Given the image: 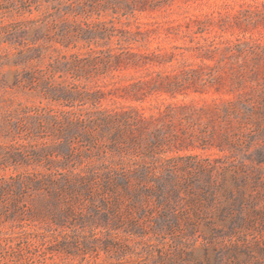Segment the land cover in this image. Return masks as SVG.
Segmentation results:
<instances>
[{
    "label": "trees",
    "instance_id": "obj_1",
    "mask_svg": "<svg viewBox=\"0 0 264 264\" xmlns=\"http://www.w3.org/2000/svg\"><path fill=\"white\" fill-rule=\"evenodd\" d=\"M170 1L0 0V44L17 45L15 63L48 60L45 68L35 62L17 72L13 85L50 104L9 105L0 115V170L18 171L0 175V250L11 253V264H47L53 256L92 259L66 264H132L125 260L131 254L143 257L135 264H237L238 248L251 255L243 238L229 245L216 238L224 228L236 232L246 219H264V207L244 188L249 174L235 159L226 163L178 151L196 143L208 147V137L223 150L250 125L264 124V72L253 78L264 71V45L226 47L251 61L248 78H230L235 90L249 82L250 92L205 107L212 115L208 123L197 121L185 105H165L162 123L136 107L106 108L104 92L94 87L117 65L135 67L144 57L131 50L138 38L117 24ZM239 13L251 24L261 14L258 8ZM195 79L189 71L152 89L175 91ZM198 79L205 84L212 78L209 73ZM137 87L132 84L130 94ZM213 120L222 129L210 130ZM262 148L255 151L257 165L264 163ZM38 253L44 261L35 260Z\"/></svg>",
    "mask_w": 264,
    "mask_h": 264
},
{
    "label": "rangeland",
    "instance_id": "obj_2",
    "mask_svg": "<svg viewBox=\"0 0 264 264\" xmlns=\"http://www.w3.org/2000/svg\"><path fill=\"white\" fill-rule=\"evenodd\" d=\"M245 8L259 9L261 14L256 24L242 19L239 11ZM220 16L226 20H220ZM117 27L129 30L138 38L137 42L131 44V50L144 57H140V63L135 67L117 65L109 75L97 81L94 87L104 92L101 105L114 109L136 107L154 123L163 122L158 118L165 105H185L187 109H193L191 115L197 121L208 123L207 116L209 119L212 115L204 110L205 107L222 105L226 99H235V94L238 93H242L243 98L249 95V82L235 90L230 78L235 74L248 78L252 73L251 61L243 53L235 52L234 55H230L226 47L232 43L242 45L248 42L264 45V0H171L161 8L146 9L136 13L133 18L125 20L123 26L117 24ZM142 36H146V39L141 40ZM16 47L17 45L7 42L0 44V115L3 116L9 105L10 109L14 110L24 106L50 105L39 94L13 85L14 75L17 72L29 70L35 62L39 63L41 68H45L48 62L46 58H42L27 61L26 64L15 63ZM59 51L63 52V49ZM189 71L193 72L197 79L184 82L178 90L172 91L165 87L160 90L152 89L154 84L161 83V86L169 84ZM263 72L253 78L259 79ZM209 73L212 78L210 82L207 81L205 84L199 82L198 76L203 78ZM134 83L138 85L136 95L129 92ZM252 118L256 122L259 119L258 114L253 113ZM165 121L170 123L168 120ZM210 122L211 125L208 126L210 130L222 129L220 122L215 120ZM227 127L234 129L235 125L230 123ZM175 128L181 133L177 122ZM245 132L241 136L233 137L231 144L223 145V150L216 146V142H219L217 138L208 137V147L196 143L197 146L188 145L187 148L179 150L178 154H195L201 158L216 159L226 163L232 159L237 160L241 165L240 169L249 174L244 188L248 191L252 190L257 200L256 204L264 207V163L257 165L253 160L257 149L263 147L264 150V124L260 122L250 125ZM0 140L4 141L2 137ZM17 172L11 166L0 170V175L8 176ZM258 174L261 178L256 180ZM230 176L231 173L227 171L226 183H230ZM248 207H245V210ZM229 219L230 217L227 220ZM224 224L218 222L221 227ZM238 230L241 232H237ZM216 238L224 245L243 238L250 245L248 252L251 255L247 256L241 248H238L237 264H264V219L256 223L246 219L241 222L236 232L224 228L221 235ZM130 243L134 244L132 241ZM203 243L202 237H199L195 244L198 252L195 253L198 255L202 254L199 247ZM140 249V246L137 247L136 252ZM103 258L104 254H100L97 260ZM142 259L143 257L136 254L125 256V260L132 264ZM35 260L44 261L45 257L38 253L35 255ZM80 260L92 259L91 257L82 259L81 256L73 258L53 256L46 259V262L66 264L77 263ZM11 261V253L0 250V264H11Z\"/></svg>",
    "mask_w": 264,
    "mask_h": 264
}]
</instances>
